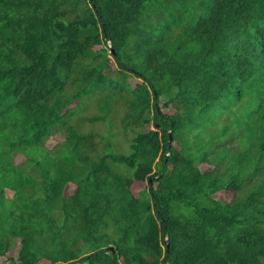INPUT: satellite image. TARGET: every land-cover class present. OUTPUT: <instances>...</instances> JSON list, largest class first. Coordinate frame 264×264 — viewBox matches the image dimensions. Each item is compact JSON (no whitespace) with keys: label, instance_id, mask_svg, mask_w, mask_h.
Segmentation results:
<instances>
[{"label":"trees","instance_id":"trees-1","mask_svg":"<svg viewBox=\"0 0 264 264\" xmlns=\"http://www.w3.org/2000/svg\"><path fill=\"white\" fill-rule=\"evenodd\" d=\"M40 261L264 264V0H0V264Z\"/></svg>","mask_w":264,"mask_h":264},{"label":"rangeland","instance_id":"rangeland-1","mask_svg":"<svg viewBox=\"0 0 264 264\" xmlns=\"http://www.w3.org/2000/svg\"><path fill=\"white\" fill-rule=\"evenodd\" d=\"M128 83L133 86L136 83V80H134L133 78H129L128 79ZM87 110V109H86ZM94 112V110H89V111H84V114H92ZM165 113L170 114L171 110H166L164 111ZM83 130H88L89 126L86 124H83L81 127ZM93 132H96L97 134L103 136L105 133V126H103L102 124H95L93 125ZM62 141V137L59 134L53 135L51 137L48 138V140L45 142V148L47 149H51L52 147H54L55 145H57L58 143H60ZM97 141V138H96ZM111 143L113 144V146L115 148H119L118 145L124 147V143L121 139V137L119 135H114L111 137L110 139ZM113 141V142H112ZM124 149V148H123ZM22 158L20 156H16L15 160H21ZM200 170H204L203 168H200ZM145 187V183H134L131 186V193L133 195H136L141 189H143ZM73 192V186L72 185H66L65 189H64V194L65 195H69ZM6 196L5 197H9L10 193L9 192H5ZM214 199L219 200L221 202H229L232 199V195L229 192H218L213 196ZM14 244V243H13ZM16 251H17V246L15 245L13 247L12 250H10L7 253L8 257L11 258H15L16 257ZM38 264H48L45 261H40Z\"/></svg>","mask_w":264,"mask_h":264},{"label":"water","instance_id":"water-1","mask_svg":"<svg viewBox=\"0 0 264 264\" xmlns=\"http://www.w3.org/2000/svg\"><path fill=\"white\" fill-rule=\"evenodd\" d=\"M112 51L110 50V53H111ZM154 126H155V130L157 129L156 127V124H154ZM167 142L169 143L170 142V135H169V133H167ZM148 182H150V180L148 179ZM165 242H166V246H167V240L165 239ZM106 252H108V251H111L112 250V248L111 247H106L105 249H104Z\"/></svg>","mask_w":264,"mask_h":264}]
</instances>
